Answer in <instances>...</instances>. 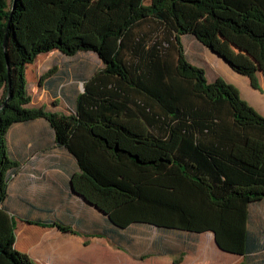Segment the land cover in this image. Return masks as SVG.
<instances>
[{
	"label": "trees",
	"instance_id": "1",
	"mask_svg": "<svg viewBox=\"0 0 264 264\" xmlns=\"http://www.w3.org/2000/svg\"><path fill=\"white\" fill-rule=\"evenodd\" d=\"M184 35L258 85L264 0H0V264H35L15 248L5 206L18 168L7 133L41 117L77 162L72 191L104 216L93 236L140 223L210 231L241 264H263L248 259L264 250L249 227L250 205L264 201V116L232 83L208 81ZM53 50L92 51L104 64L69 114L27 107L26 66Z\"/></svg>",
	"mask_w": 264,
	"mask_h": 264
},
{
	"label": "rangeland",
	"instance_id": "2",
	"mask_svg": "<svg viewBox=\"0 0 264 264\" xmlns=\"http://www.w3.org/2000/svg\"><path fill=\"white\" fill-rule=\"evenodd\" d=\"M149 1L145 0L146 3ZM182 42L185 53L191 62L206 66L208 75L214 79L213 81L221 77H216L218 70L216 62L212 58V52L195 36L184 35ZM103 67L101 59L92 51H82L74 56H67L58 50H53L39 55L25 69L26 90L31 97L27 107L72 113L73 106L66 100L64 92L69 95L77 90H83L85 80ZM219 72L221 71L219 70ZM262 76L263 79H259V85L255 86L259 94L257 96L261 98L258 100L262 106L258 108L256 105L249 104L264 116V74ZM46 84L60 89V97L55 99L51 96ZM37 119L41 121L27 125L20 122L15 124L12 130L9 129V132L10 130L12 132L10 140L12 142L32 141L31 139L36 138L38 131L47 130L50 126L48 120L43 117ZM10 174L9 183L16 179L18 171ZM30 177L33 180H38L41 178V174L34 173ZM99 222V231L101 232L105 225V219L101 213H99ZM249 227L259 233L264 241V201L250 205ZM87 246L92 248V253H86L85 258L88 256L90 260L93 256L92 264H241L244 260L243 256L221 250L216 245L214 235L210 231L196 233L157 228L141 223L133 224L126 229L116 228L112 238L89 239ZM89 260L86 259L83 263L76 260L74 264H89ZM248 260L251 263L262 262L264 264V250Z\"/></svg>",
	"mask_w": 264,
	"mask_h": 264
},
{
	"label": "crops",
	"instance_id": "3",
	"mask_svg": "<svg viewBox=\"0 0 264 264\" xmlns=\"http://www.w3.org/2000/svg\"><path fill=\"white\" fill-rule=\"evenodd\" d=\"M211 55L217 65L216 77L221 76L234 84L248 103L260 108L261 98L257 96L259 94L250 77L234 71L216 54ZM194 64L205 69L209 82L214 80L208 75L206 66ZM262 75L260 70L256 72L258 85L259 79H263ZM46 87L55 99L60 97V89L47 84ZM81 91L77 90L69 95L64 92V96L70 102ZM39 120L20 123L27 125ZM15 124L11 126V130ZM11 130L7 133V149L10 157L18 162V176L9 183L5 206L16 218L15 248L27 254L35 264H74L76 260L81 263L86 259L88 261L89 257L85 258V254L92 253V248H88L87 241L99 238L93 236L99 232V211L71 189L70 177L79 170L75 158L55 142L50 126L47 130L38 131L36 138L28 142H12ZM34 173L41 174V178L33 180L30 176ZM28 220L57 221L79 233L63 231L53 225L30 223ZM95 259L97 261V255ZM89 261L92 264L93 256Z\"/></svg>",
	"mask_w": 264,
	"mask_h": 264
},
{
	"label": "water",
	"instance_id": "4",
	"mask_svg": "<svg viewBox=\"0 0 264 264\" xmlns=\"http://www.w3.org/2000/svg\"><path fill=\"white\" fill-rule=\"evenodd\" d=\"M210 50V49H209ZM211 51V50H210ZM212 53H214L213 51H211ZM214 54H216V53H214ZM217 56H219L218 54H216ZM220 57V56H219ZM221 58V57H220ZM224 60V59H223ZM225 61V60H224ZM226 62V61H225ZM227 63V62H226ZM228 64V63H227ZM229 65V64H228ZM9 81H10V79H9ZM84 89V88H83ZM10 94H11V92L9 91V94H8V97H7V99L9 98V96H10Z\"/></svg>",
	"mask_w": 264,
	"mask_h": 264
}]
</instances>
